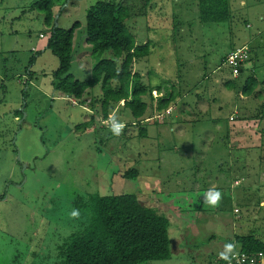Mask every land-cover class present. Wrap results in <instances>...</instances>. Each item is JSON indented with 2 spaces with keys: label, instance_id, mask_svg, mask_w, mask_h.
<instances>
[{
  "label": "rangeland",
  "instance_id": "obj_1",
  "mask_svg": "<svg viewBox=\"0 0 264 264\" xmlns=\"http://www.w3.org/2000/svg\"><path fill=\"white\" fill-rule=\"evenodd\" d=\"M37 1L3 0L0 6L6 32L22 38L18 52L0 56L7 80L0 94V264H27L32 252L51 261L53 248L77 230L75 203L94 193L134 194L166 216L171 258L146 264H209L237 235L252 233L264 241V86L250 97L241 91L248 78L264 79V0H229L230 21L206 24L197 0H149L139 17L137 3L125 25L137 45L149 46V55L132 71L154 90L153 103L171 92L176 100L161 113L149 109L144 119L151 120L136 125L129 109L116 104L111 117L125 124L118 136L99 110L93 121L86 112L90 99L99 101L100 86L73 106L52 87L58 59L49 50L26 49L29 39L43 46L38 36L49 33L43 10L31 8ZM50 1L57 27L80 25L70 74L87 80L98 61L86 47L87 11L120 0ZM251 39V59L233 79L223 58ZM26 69L33 78L28 85ZM125 90L130 99L132 81ZM20 103L18 121L4 115ZM140 128L146 129L143 138ZM128 170L136 171L135 180L122 178ZM209 190L222 193L216 206L207 203ZM233 244V252L239 251Z\"/></svg>",
  "mask_w": 264,
  "mask_h": 264
},
{
  "label": "trees",
  "instance_id": "obj_2",
  "mask_svg": "<svg viewBox=\"0 0 264 264\" xmlns=\"http://www.w3.org/2000/svg\"><path fill=\"white\" fill-rule=\"evenodd\" d=\"M137 3H142V7L137 8L139 17L150 5L149 0L98 2L87 11L86 43L90 46L91 56L98 61L91 68L90 78L83 81L74 79L70 74L73 34L80 25L75 23L67 30L55 27L54 3L50 0H39L31 6L43 10L44 24L50 34L47 49L59 62L58 69L51 76L53 90L80 101L89 89L100 86L99 101L93 97L87 111L96 110L91 113L92 121L98 110L103 120L110 118L109 112L113 106L122 103L124 108L129 109L134 123L142 124L149 109L151 113H161L176 100L171 92L168 95L165 93V98L157 104L153 103L154 90H149L143 84L141 75L132 71L135 62L149 55V46L137 45L125 25L130 14L134 15L132 12ZM144 4H147L146 7ZM197 7L202 24L225 23L231 19L229 0H197ZM33 61L31 57L29 65ZM243 66L239 67V73ZM130 81L133 82V90L129 99L125 85ZM259 85L264 86V79L258 82L253 77L248 78L241 90L243 96H252ZM226 87L232 88L233 84L227 83ZM146 97L151 100L149 104L145 101ZM22 113H18V116ZM138 135L145 137L146 129L140 128ZM136 174L135 170H128L122 178L135 180ZM75 205L80 220L77 230L53 248L55 255L51 261L48 257L42 261L38 253L32 252V260L27 264H146L171 258L168 219L154 209L143 206L136 195L101 196L94 193L86 201H77ZM233 243L241 252L264 253V241L252 233L235 236Z\"/></svg>",
  "mask_w": 264,
  "mask_h": 264
},
{
  "label": "crops",
  "instance_id": "obj_3",
  "mask_svg": "<svg viewBox=\"0 0 264 264\" xmlns=\"http://www.w3.org/2000/svg\"><path fill=\"white\" fill-rule=\"evenodd\" d=\"M1 1H3V0H1ZM0 1V6L1 5H4V4H2L3 2H1ZM22 1V0H21ZM32 2V1H31ZM20 8H22V6L20 7ZM52 12H53V15H54V17H55V15H56V7H54L53 6V8H52ZM1 22H5V18H4V16H3V13L2 12H0V25H2L1 26V28H0V56H2V53H8L10 50H11V52L12 53H14V52H18V50H19V48H20V41L22 40V38H19L18 37V34H17V32L16 31H13V30H11L12 29V26L13 25H11V34L10 33H7L6 31L8 30V27H6V23H1ZM245 25H246V23H245ZM246 28H250V26H249V24H247L246 25ZM77 30H75V32H76ZM75 32H74V34H73V37L75 36ZM13 35V37L11 38V36H8V35ZM40 35L42 36V37H40ZM50 37V34L48 33L47 35H42V34H39V36H38V40L39 41H43L44 42V44H43V46H38V41L36 42V44H35V42L34 41H30V39L29 40H27L26 41V43H25V46H27V48L26 49H29V51L31 52V53H34V54H37V52L38 51H40V50H42L43 49V51H47L48 49H47V44H48V38ZM75 38V37H74ZM74 38H73V46H74ZM12 39V40H11ZM9 40H11V42L9 41ZM253 40H255V39H251V40H246V42L243 44V45H248L249 46V49H250V58H249V61H250V59H251V52H252V49H253V47H252V44H253ZM243 45H241V46H243ZM73 46H72V48H73ZM86 47H89V45L87 44L86 45ZM235 48V47H234ZM234 48H232L230 51H232V50H234ZM50 51V50H49ZM229 51V52H230ZM228 52V53H229ZM228 54H226L225 56H224V58H223V60L225 59V57L227 56ZM29 62H30V59H29ZM33 63H34V61H33ZM33 63H32V65H33ZM223 63V62H222ZM29 64V63H28ZM0 65H1V63H0ZM31 65V66H32ZM243 68H244V66H243ZM243 68L241 69V72L239 73V77L238 78H240V76H241V74H242V72H243ZM5 70L6 69H0V94L1 95H3L5 92H6V87H5V85H6V78L5 79H3V74H6L5 73ZM25 72H27L28 74V77H24L25 75H21L20 76V79L22 80L23 79V77H24V80H25V82L24 83H26V85H28L27 84V82H29V83H32V81H33V78H30V76H31V74H30V71H27V69L25 70ZM254 72V69H252L251 70V73H253ZM15 77H18L19 78V74H16L15 75ZM254 78V77H253ZM263 88V87H262ZM257 89H259V92L258 93H260L261 94V92H260V88H259V86L257 87ZM256 89V90H257ZM60 95V97H59V99H64V98H66V96L65 95H63V94H59ZM23 99V98H22ZM53 99H56L55 97H53ZM69 99H71V98H69ZM83 102H84V98L83 99H81ZM80 100V101H81ZM91 100V99H90ZM90 102V101H89ZM20 105H21V103L19 104V108H16V109H13L12 111H10V112H6L4 115H9V116H12V118H13V121H18L20 118H19V114L18 113H21L22 111H24L23 110V108L24 107H20ZM84 105V104H83ZM22 106V105H21ZM111 111H113V110H111ZM111 111L109 112V115H111ZM87 112V111H86ZM91 113H94V112H96V110H94V111H90ZM2 113V112H1ZM90 113V114H91ZM150 113H151V111H150ZM111 117V116H110ZM117 121V120H116Z\"/></svg>",
  "mask_w": 264,
  "mask_h": 264
},
{
  "label": "built area",
  "instance_id": "obj_4",
  "mask_svg": "<svg viewBox=\"0 0 264 264\" xmlns=\"http://www.w3.org/2000/svg\"><path fill=\"white\" fill-rule=\"evenodd\" d=\"M249 53V46L243 45L241 47L235 48L233 51L229 52L228 55L225 57L223 66H227V68L231 70L232 78L238 77L239 67L249 59ZM70 102L73 106L77 105V102L72 99H70ZM148 120L151 119L147 118L145 119V122H147ZM230 120H232V118ZM103 123H105L107 127L111 128L110 118L103 121ZM123 125L125 127V124ZM133 125H136V123H134ZM229 256L231 264H264V253H246L241 251H234L230 253ZM212 264H228V262L221 260L218 257L215 261H213Z\"/></svg>",
  "mask_w": 264,
  "mask_h": 264
},
{
  "label": "clouds",
  "instance_id": "obj_5",
  "mask_svg": "<svg viewBox=\"0 0 264 264\" xmlns=\"http://www.w3.org/2000/svg\"><path fill=\"white\" fill-rule=\"evenodd\" d=\"M72 100H74V99H72ZM110 122H111V131H112V133L114 135L118 136L121 133V130L123 129L124 125L119 123V122H117L115 117H110ZM205 198H206L207 203L209 205L216 206L220 202V200L222 198V193L219 190H209L208 192H206ZM78 214L79 213H78L77 210H73L72 211V215L73 216H77ZM233 248H234V244L233 243L226 244L225 248H224V251L219 254V258L221 260L227 261L228 264H231L229 254L233 252Z\"/></svg>",
  "mask_w": 264,
  "mask_h": 264
},
{
  "label": "water",
  "instance_id": "obj_6",
  "mask_svg": "<svg viewBox=\"0 0 264 264\" xmlns=\"http://www.w3.org/2000/svg\"><path fill=\"white\" fill-rule=\"evenodd\" d=\"M55 20H56V17L54 18V24H55V27H57V26H56V22H55Z\"/></svg>",
  "mask_w": 264,
  "mask_h": 264
}]
</instances>
